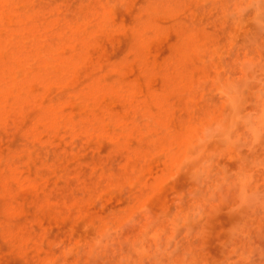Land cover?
Returning a JSON list of instances; mask_svg holds the SVG:
<instances>
[{"label":"rangeland","instance_id":"374dc122","mask_svg":"<svg viewBox=\"0 0 264 264\" xmlns=\"http://www.w3.org/2000/svg\"><path fill=\"white\" fill-rule=\"evenodd\" d=\"M241 2L0 0V264H146L138 211L178 210L211 81L264 67V31L230 15ZM243 220L205 216L171 259L220 264ZM245 222L264 239V217Z\"/></svg>","mask_w":264,"mask_h":264},{"label":"clouds","instance_id":"9594fccd","mask_svg":"<svg viewBox=\"0 0 264 264\" xmlns=\"http://www.w3.org/2000/svg\"><path fill=\"white\" fill-rule=\"evenodd\" d=\"M249 12L257 29L264 31V0H242L230 15ZM245 71L243 80L218 75L211 81L218 103L210 112L216 115L202 125L180 166L188 188L175 198L178 210H165L159 217H153L149 207L138 211L146 220L133 249L149 258L146 264H176L171 259L181 252L176 236L183 230L184 236L192 237L205 216L222 208L244 220L226 230V255L220 264H264V239L253 236L245 222L264 217V67L248 63ZM229 158L235 167L226 162ZM162 223L171 230L163 242ZM149 238L157 241L155 246L147 244ZM190 255L185 252L181 264H198Z\"/></svg>","mask_w":264,"mask_h":264}]
</instances>
